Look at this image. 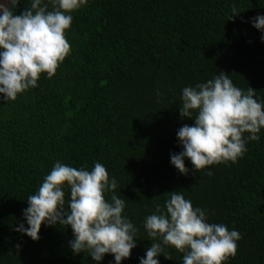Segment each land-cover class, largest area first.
I'll use <instances>...</instances> for the list:
<instances>
[{"label":"trees","instance_id":"obj_1","mask_svg":"<svg viewBox=\"0 0 264 264\" xmlns=\"http://www.w3.org/2000/svg\"><path fill=\"white\" fill-rule=\"evenodd\" d=\"M28 6L19 0L16 14ZM260 14L264 0H88L72 12L71 52L56 73L0 102V264H96L73 253L70 227L42 224L38 241L15 230L27 227V198L56 161L89 170L100 162L118 181L123 214L139 229L122 264H139L152 243L145 217L179 190L209 222L241 233L224 264H264V128L236 163L197 171L186 158L182 174L170 162L182 151L177 130L194 123L180 116L183 87L224 71L264 100V42L250 22ZM183 255L166 246L159 262L182 264ZM100 264H114L113 255Z\"/></svg>","mask_w":264,"mask_h":264},{"label":"clouds","instance_id":"obj_2","mask_svg":"<svg viewBox=\"0 0 264 264\" xmlns=\"http://www.w3.org/2000/svg\"><path fill=\"white\" fill-rule=\"evenodd\" d=\"M18 3H0V102L6 103L36 87L42 73L48 78L56 73L71 52L66 38L71 13L88 0H30V6L16 14ZM232 12V17L238 14L235 7ZM250 22L261 31L264 42V14ZM255 92L251 87L245 91L235 86L224 71L206 82L183 87L180 116L194 123L177 130L182 151L170 154L171 164L187 174L186 158L197 171L213 164L236 163L247 151L246 142L259 141L264 128V100ZM93 163L89 170L56 161L35 194L27 198L28 207L22 210L27 227L21 222L15 230L38 241L42 224L70 227L73 239L68 244L74 254L87 253L96 264L105 254H112L114 264H122L137 246L134 238L139 229L123 214L126 201L114 191L116 178L109 177L102 163ZM65 188L70 192L67 207ZM143 227L152 243L139 264H160L166 246L184 254L182 264H224L236 255L241 239L235 228L209 222L207 210L194 207L180 190L169 192L163 208L157 204Z\"/></svg>","mask_w":264,"mask_h":264},{"label":"water","instance_id":"obj_3","mask_svg":"<svg viewBox=\"0 0 264 264\" xmlns=\"http://www.w3.org/2000/svg\"><path fill=\"white\" fill-rule=\"evenodd\" d=\"M0 3H4L6 6L10 4V0H0Z\"/></svg>","mask_w":264,"mask_h":264}]
</instances>
